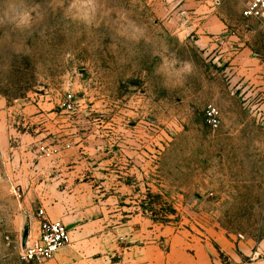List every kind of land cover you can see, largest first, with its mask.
<instances>
[{"label":"rangeland","instance_id":"obj_1","mask_svg":"<svg viewBox=\"0 0 264 264\" xmlns=\"http://www.w3.org/2000/svg\"><path fill=\"white\" fill-rule=\"evenodd\" d=\"M246 2L0 0V264H33L39 210L63 206L129 218L132 241L264 239V25Z\"/></svg>","mask_w":264,"mask_h":264},{"label":"crops","instance_id":"obj_2","mask_svg":"<svg viewBox=\"0 0 264 264\" xmlns=\"http://www.w3.org/2000/svg\"><path fill=\"white\" fill-rule=\"evenodd\" d=\"M254 60L255 64H262L261 60ZM258 70H264L263 65ZM46 213L52 219L62 220L68 227L73 225L70 229L72 245L61 249L50 264H70L66 255L72 252L78 258L76 264H264V239L249 244L221 235L216 238L219 250L213 247V242L196 239L185 232L174 233L165 242L157 239L162 233H155L154 239L148 242L137 241L134 235L132 241L129 218L127 223L110 227L104 223L103 216L94 218V204L74 213H69L68 206H63L59 215L49 209ZM39 226L37 219L36 233ZM164 245L168 250H164ZM86 254L91 256L85 257Z\"/></svg>","mask_w":264,"mask_h":264},{"label":"built area","instance_id":"obj_3","mask_svg":"<svg viewBox=\"0 0 264 264\" xmlns=\"http://www.w3.org/2000/svg\"><path fill=\"white\" fill-rule=\"evenodd\" d=\"M243 18L264 25V0H247ZM205 117L210 127L220 126L221 112L214 104L208 105ZM39 217L40 226L36 235H29L21 248L20 258L26 263L42 264L52 260L61 249L72 242L71 230L62 220L50 218L44 209L39 210Z\"/></svg>","mask_w":264,"mask_h":264}]
</instances>
